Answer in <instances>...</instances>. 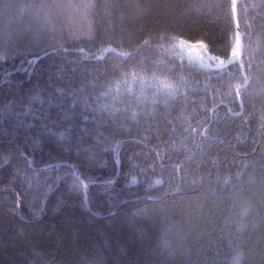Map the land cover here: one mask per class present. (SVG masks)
<instances>
[{
  "label": "trees",
  "instance_id": "trees-1",
  "mask_svg": "<svg viewBox=\"0 0 264 264\" xmlns=\"http://www.w3.org/2000/svg\"><path fill=\"white\" fill-rule=\"evenodd\" d=\"M236 18L219 67L233 0H0V264H264V0Z\"/></svg>",
  "mask_w": 264,
  "mask_h": 264
},
{
  "label": "water",
  "instance_id": "water-1",
  "mask_svg": "<svg viewBox=\"0 0 264 264\" xmlns=\"http://www.w3.org/2000/svg\"><path fill=\"white\" fill-rule=\"evenodd\" d=\"M239 0H233V13H234V17H235V24H236V35H237V41H238V50L235 51L231 57L228 59V60H224V59H216L213 55H210V58L215 62V65L219 66V67H222V66H226L234 61H241V56H242V53H243V39H242V34L240 32V29H239V24L237 22V18H236V7H237V3H238ZM182 43L186 46H189V47H201L203 49L206 50V46L204 43H199L198 45L197 44H190V43H187V42H184L182 41ZM114 50L115 52H117L118 54H121V55H128L129 53H131V51H128V52H121V51H118L116 50L115 48H107L106 49V52L108 50ZM137 49L133 50V51H136ZM51 50L45 52V53H42L36 57H34V60H38L40 57H42L44 54L50 52ZM47 167V166H46ZM73 169H74V172L77 176V178L81 181V183L83 184L84 187H86L88 185V183H86L85 181H83V179L81 178V176L79 175L78 171L76 170V168L72 165Z\"/></svg>",
  "mask_w": 264,
  "mask_h": 264
},
{
  "label": "rangeland",
  "instance_id": "rangeland-1",
  "mask_svg": "<svg viewBox=\"0 0 264 264\" xmlns=\"http://www.w3.org/2000/svg\"><path fill=\"white\" fill-rule=\"evenodd\" d=\"M178 45L184 54L193 57H201L199 47H189L184 45L182 42L178 43Z\"/></svg>",
  "mask_w": 264,
  "mask_h": 264
}]
</instances>
